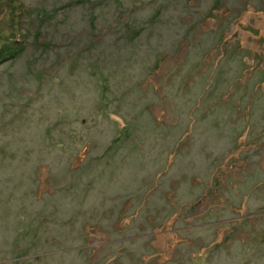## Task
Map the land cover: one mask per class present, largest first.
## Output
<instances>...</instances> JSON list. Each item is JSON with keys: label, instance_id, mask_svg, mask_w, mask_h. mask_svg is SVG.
I'll use <instances>...</instances> for the list:
<instances>
[{"label": "rangeland", "instance_id": "1", "mask_svg": "<svg viewBox=\"0 0 264 264\" xmlns=\"http://www.w3.org/2000/svg\"><path fill=\"white\" fill-rule=\"evenodd\" d=\"M0 264H264V0H0Z\"/></svg>", "mask_w": 264, "mask_h": 264}, {"label": "trees", "instance_id": "2", "mask_svg": "<svg viewBox=\"0 0 264 264\" xmlns=\"http://www.w3.org/2000/svg\"><path fill=\"white\" fill-rule=\"evenodd\" d=\"M214 1V0H213ZM222 2H223V0H215V3L217 4V5H219V4H222ZM19 50H20V48H19ZM14 52H17V48L15 49V51ZM217 72L218 73H222L221 71H220V69H218L217 70ZM242 115V114H241ZM242 119L244 120V121H246V119L242 116ZM248 121H246V123H245V126H248ZM244 126V127H245ZM150 134H148L147 135V133L145 134V138H148V136H149ZM147 165H149L148 163H147ZM123 255V251H120V257L119 258H121V256Z\"/></svg>", "mask_w": 264, "mask_h": 264}]
</instances>
